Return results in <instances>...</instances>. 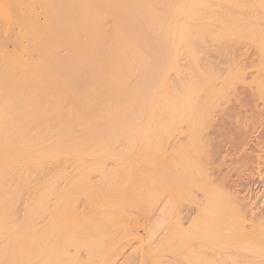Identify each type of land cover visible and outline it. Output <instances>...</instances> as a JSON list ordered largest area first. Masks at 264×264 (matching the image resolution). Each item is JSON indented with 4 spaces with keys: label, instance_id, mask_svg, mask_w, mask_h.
<instances>
[{
    "label": "bare ground",
    "instance_id": "bare-ground-1",
    "mask_svg": "<svg viewBox=\"0 0 264 264\" xmlns=\"http://www.w3.org/2000/svg\"><path fill=\"white\" fill-rule=\"evenodd\" d=\"M164 138L212 178L179 230L264 264V0H0V264L71 262L67 161Z\"/></svg>",
    "mask_w": 264,
    "mask_h": 264
},
{
    "label": "rangeland",
    "instance_id": "rangeland-1",
    "mask_svg": "<svg viewBox=\"0 0 264 264\" xmlns=\"http://www.w3.org/2000/svg\"><path fill=\"white\" fill-rule=\"evenodd\" d=\"M52 91L51 94L53 93ZM47 93L49 94L50 91H48ZM45 96L46 95L43 94V97L46 99L51 95L49 94L47 95V97ZM70 96H71L70 94L64 96L61 95V98L63 99L65 98L66 101L67 98L72 97ZM54 100L56 99L54 98ZM59 100L58 102L62 104L63 100L62 99L61 101ZM164 139L163 140L152 139L151 141H147V142L146 141L139 142L135 140L130 142L126 141L124 143L123 141L124 144L121 142L122 139H120L121 141H119L118 139L119 142L115 141L114 143V141H110L108 143L106 142V144L104 145L101 144L103 146L101 149H106L108 151L102 150L98 152L97 150L95 151V149H93L94 152H98V153L91 156L83 155L82 157H79V160L77 159L76 163L74 164L71 163L70 161L68 162L66 159L67 157H65V160L64 157L62 158L61 160L62 163L60 162L61 169H63L64 167L63 164H65L66 161L69 164L66 163L67 166L65 165V167L67 168L69 167V168L68 170H66V173L61 175L62 177L60 178L64 180L65 184H67L66 189L68 193H66L67 195L66 198L69 197L70 201L72 200L73 202L71 201L72 203L71 204L69 203L66 206L68 208V206L70 205L69 208L71 210H69V212H67L68 210L66 209V207L64 209L67 210L66 216L70 212L72 214L70 217L71 226L67 225L69 223L68 222L69 220L68 216L70 215L69 214L67 217L65 216L66 220L68 219L65 222L67 225L66 228L68 229L65 231H67L66 233L67 235L69 232L70 233L66 240L61 239L62 245L60 246L63 247L64 245V247L63 248L61 247L62 250H60V252L64 253L65 250L70 251L72 257L75 255L74 256L75 260L72 258V261L74 260L75 264H220L221 262L222 264L223 262L224 264H237V262L240 261L242 257L241 255L239 259V256H234L231 252L230 253L233 256H231V254H228L227 251L225 253L224 250L225 240L217 239L216 242L213 239H211L213 241L208 240L206 237L204 238V236L200 232L199 234L194 235L193 229L189 228L190 229L189 231L188 227H186L187 231L185 232V234L183 233V229L179 230V228L181 227H179L180 223L178 216L174 213L175 212L174 207L176 208L179 205L181 208L187 202L188 203L190 202L191 205H193V206L190 205L191 207H197L196 204L198 203L195 202L193 203V201L196 200L198 201L196 194L198 193V190L200 192L202 191L201 194L206 189L207 191L209 190V185L211 184L210 183L211 177L208 175L206 171L207 168L206 170L204 169L205 164L203 165V163H206L205 161H203V163L202 161H199L198 164L200 165L201 168H199L198 164L194 165V167H196L194 168L191 165L192 161L190 162V166H187V169H185L186 165H184L185 167L183 166L184 162L186 163L188 162L186 161L185 155H181V154L185 152L184 150L187 151V148H190V146H191L190 149L193 148L192 146H194V144L192 145L191 141H189L190 146L189 144L187 145L186 143L182 151L176 150L177 151L176 152L169 150L168 148L169 139L166 138ZM90 143L92 146L90 145ZM90 143L80 144V142L78 143L75 142L74 144H69V150H70V146H72L71 148H75V147L80 148L82 146L83 148H86L85 149L86 151L89 146H90L89 148L92 149L95 148L94 146L97 145V144L95 145L93 141H91ZM0 145H2L5 148L7 147L8 144L7 141L6 142L0 141ZM101 145L99 146L97 145L96 149L98 147L100 148ZM67 147L65 151H67L68 149ZM108 148H110V152ZM116 150L118 151L116 152ZM188 167H191L190 170H192L193 168L196 171L198 170L197 171L198 173H196V171L193 170V172L189 174ZM85 168L88 170H85ZM201 172L202 173L205 172V174H202ZM200 174L201 177L199 176ZM194 175L196 176L197 179L194 177ZM192 178H194L196 181L192 180ZM187 179H190L192 182H190V180ZM72 181L75 185L72 184ZM193 181L195 182L196 187H193L191 189L195 188L194 191H196V193L194 192V195L196 196L190 197V199H187L186 201L187 198L186 196H188L186 193L189 192L188 185L189 183H193ZM196 183H198V185ZM202 183L203 186H201L200 188V185ZM100 187L101 188L105 187V188L100 189ZM107 187L108 189H106ZM70 189L73 190L71 191ZM100 190H103V192L104 191L105 192L102 193L100 192ZM97 191H99L101 194L98 195L97 198L95 197V199H93L94 196H97L95 195ZM88 195L89 197L92 195L93 198H89ZM88 199H93V200L91 201ZM87 200L88 202L86 203L85 201ZM165 201L167 202L170 201L171 206L169 203H166ZM163 204L165 207H167L166 205H169V209L168 208L166 209L170 210L172 208L174 211L173 212L170 210L172 214H170L171 215L169 217L170 219L167 217L168 220H166V214L164 211L165 208L163 206L161 207V205ZM189 204H187V206ZM160 208L162 210L164 209L163 214H160V211H162L160 210ZM162 215L163 217L165 216L164 218L165 220L163 219V221L165 222L167 221V222L162 223L160 221L162 225L160 224L158 229L156 227L159 224L155 227L157 230L156 229L154 230V234L152 237L151 235L153 233L151 231L152 225L155 226V224L159 223L157 218H159L160 216L159 219L161 220ZM13 221L14 223L12 225L14 224L16 225L17 220L15 221L14 219L10 222L12 223ZM19 221L20 220H18V222ZM20 224H23V222H21ZM74 224L75 226L73 227L72 225ZM76 224L79 226H77ZM12 229H14V226ZM150 231L151 234H149ZM190 232H192L193 235ZM185 235H188L189 237ZM69 238H72V240ZM204 241L211 243L210 245L213 247V249L211 250L210 249L211 246L209 245V243H207L208 244L207 245ZM64 242L66 243L64 244ZM220 242L223 243L220 245L217 244ZM76 244L80 248L78 246H75ZM205 244H206L205 246L206 248L202 247ZM203 248L206 253L203 251ZM216 248L218 249V251ZM219 250L221 251L219 252ZM216 253L222 255L217 256ZM210 255H212L211 256L212 259H210L211 258ZM71 256L69 255L68 257L71 258ZM213 256L215 259L216 258L218 259V260L216 259V262L214 261ZM223 256L225 259L228 260L225 261ZM228 256H230V258ZM247 257L249 258V256ZM247 257L243 255L242 257L243 261L241 260L242 262L245 261V264L250 260ZM219 258L220 259L223 258L221 259V262ZM67 261H70V259H68ZM72 261L69 262L68 264H71Z\"/></svg>",
    "mask_w": 264,
    "mask_h": 264
}]
</instances>
